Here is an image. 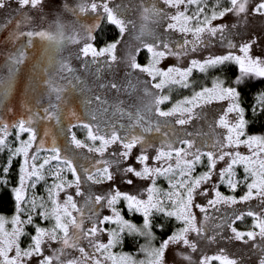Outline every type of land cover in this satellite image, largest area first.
<instances>
[{"label":"snow or ice","instance_id":"obj_1","mask_svg":"<svg viewBox=\"0 0 264 264\" xmlns=\"http://www.w3.org/2000/svg\"><path fill=\"white\" fill-rule=\"evenodd\" d=\"M41 0H17V11L31 6L37 7ZM163 7H157L154 0H141L140 23L136 30V40L138 45H129L122 57L126 61L128 74L131 75L136 70L146 73L150 79L137 81L133 84L131 80L125 88L134 89L137 84L142 83L144 102L136 106L135 112L121 107L122 101H117L113 111L129 117L130 123L125 126L116 123H102L99 117V110L91 109L86 112L84 118L79 117L74 111L69 114L73 117L76 125L86 129V136L90 143L77 138L75 132H68L70 143L77 148L88 149L89 153L101 154L100 159L89 157L91 163L88 167H82L78 163L76 155H70L66 150H62L57 145L55 139L50 145H46L45 136L38 138V129L34 125L37 119L50 120L55 118L60 122L59 103L46 105L43 109L45 115L40 117L38 112H33L30 108L28 114L20 115L14 121H9L0 117V151L7 149L8 156L6 163L2 167L3 175H0V182L8 183L7 174L12 164L13 158L22 156L19 163L18 183L12 188L15 196V212L11 217L0 215V264H168L166 250L174 245L182 243L191 249L198 247L197 239H190L189 234L195 233L197 238L204 237L208 241L217 238L216 228L223 229L233 217L240 219L244 212L239 215L232 213L219 217V222L213 226L211 235H208L211 213L207 209L216 210L220 204H235L236 201H248L256 197L264 201V135H248L244 129L247 124L245 118L246 109L240 103V91L238 87L226 85L217 77L211 87L204 86L176 101L171 107L164 109L160 105L163 101L170 100L169 95L156 90L163 89L165 85H182L188 87L190 84L189 75L193 68L202 71L210 66L221 65L227 61H235L239 65L240 75L235 77L236 84L247 76L264 77V55H253L252 48L257 40L256 36L245 39L238 44L239 54L236 50V42L227 39V51L223 54H209L204 59L192 57L187 67H180L177 64L169 65L167 68L159 67L160 61L169 55L177 58L188 54L190 50L203 46L206 42L203 34L208 33L210 37L219 34L221 41L226 40L229 28H237L241 18H246L249 11L254 14L264 15V0H228L226 6L221 5V0H215L209 4L207 0H162ZM8 0H0V8H8ZM74 12L91 11L96 14L95 22L86 26L83 37L77 30H73L67 36L69 41H81L82 47L79 49L80 55L85 58L82 67H87L88 63H98V58L103 57V64L112 67L121 57L117 56V51L122 43L123 37L131 24L133 29L136 25L133 21L125 18L124 12L119 5H112L110 0H80L73 6ZM227 14H233L237 21L233 24L212 23L218 18H224ZM107 21L116 25L119 29L117 38L107 41L103 46H98L94 30L99 28L101 21ZM165 21L163 28L166 31L179 30L184 34L183 42L175 44L158 34L153 24L158 21ZM20 20H16L19 25ZM58 24L56 32L45 28L17 31L16 36L27 35L28 44H32V37H40L49 41L55 40L58 43L66 39L63 25ZM192 34V39L188 34ZM191 46V49H189ZM141 50H146L148 55L147 63L138 61V54ZM91 54V60L88 57ZM25 56L23 51L10 57L15 64H19ZM61 69L69 75L74 72L68 60H62ZM9 71H12L10 68ZM77 80L80 77H76ZM42 84L48 86L49 93H56V100L62 99V86L54 82L52 78L42 80ZM111 87L119 90L120 85L115 81L110 82ZM9 83L5 82V91ZM104 87V85H101ZM257 102L251 106L255 112H264V92L257 94ZM95 101L103 104L101 96L96 95ZM227 99V108L218 116L216 121L227 130L224 139L211 145L213 150H208L205 143L197 146L195 136L186 133L187 138L175 137L169 139L164 133V138L160 146L155 148V155H149L145 150H141L135 157L140 161L142 167L137 169L132 164H127L122 169L119 168L121 161H127L134 145L142 144L148 147L146 133L160 132L162 125L159 117H170L178 114L180 118L175 120L176 124L184 125L198 115L196 111L198 105L210 103L213 100ZM91 104V100H86ZM7 111L12 112V108ZM234 112L236 119H228V113ZM151 114H159L156 120L151 119ZM74 126L69 123L70 130ZM137 126L139 132L136 130ZM14 130V137L17 141L15 147L9 141L10 133ZM27 133L25 139L21 138L22 133ZM244 139H241V136ZM99 141L98 144L95 142ZM34 144L35 151H30ZM246 144L250 150L249 154L240 151L226 152V145ZM117 147V151L111 153V158H104L108 147ZM179 145V146H177ZM43 150V151H42ZM207 157L206 171L193 175L197 165L202 163V157ZM175 157V163L172 158ZM228 157L224 167L216 169L217 161H223ZM167 158V162H164ZM39 159V163L37 160ZM151 159L156 164H149ZM55 161V170L46 173L45 166L50 168V161ZM116 165L118 170L125 175L127 182L132 183V178L128 173H133L135 177L147 178L151 181L142 189L146 192V197L133 194L129 191H122L115 184L111 189L103 194L91 191L93 184L101 181L113 179L112 166ZM243 166V176H238L235 166ZM214 170L219 177L212 182L209 187H203L205 181H210ZM66 171L70 172L72 179H68ZM50 174L53 179L45 184L47 196L35 193L38 182L45 180ZM163 176L168 180L169 189H164L156 183L157 177ZM226 183L228 187L235 191L239 185L246 186V191L242 195H225L220 191L218 185ZM82 184H89V192L84 193ZM75 185V195L69 189ZM63 191V200L60 193ZM84 194L83 203H79L77 196ZM214 193V195H213ZM197 194L208 197L206 202L199 203L195 199ZM123 198L127 205V210L133 213H142V224L137 225L130 219H126L116 206L117 201ZM107 205L111 209V214L101 213L100 209ZM195 209L203 214L198 217ZM162 215L166 218H174L179 226L173 228L171 233L155 244L157 229H163L164 224H155V215ZM248 215L253 217L252 227L247 230H240L235 226L231 227V232L240 240L247 237L249 240L257 236L260 242L254 243L252 247L259 250L258 264H264V211H254L248 209ZM41 221H52L48 226L37 222L36 217ZM11 223V230L6 228V224ZM87 222V223H86ZM105 222L111 224L115 222V227H105ZM33 227L34 231L29 232L28 227ZM100 233L107 234V240L99 238ZM126 233L137 234L144 237L145 242L140 244L137 252H143L141 259H136L132 253L126 251H112L115 246L122 244ZM27 237V243L24 242ZM227 238V237H226ZM87 241V245L83 241ZM52 242H57L59 247H52ZM75 249L79 255L65 258L66 251ZM180 257H186L191 264L192 257L187 252L179 251ZM212 256L202 255L199 257L200 264H209ZM215 259L222 261V264H242V258L225 253L220 249Z\"/></svg>","mask_w":264,"mask_h":264},{"label":"rangeland","instance_id":"obj_2","mask_svg":"<svg viewBox=\"0 0 264 264\" xmlns=\"http://www.w3.org/2000/svg\"><path fill=\"white\" fill-rule=\"evenodd\" d=\"M8 8H0V117L7 119L9 121H14L20 115H27L29 108L33 112H38L40 117H44L45 113L43 111L44 107L49 104L59 103V115L60 122L57 123L55 118L50 120L37 119L34 121L35 127L38 129V138L36 144L39 143V137L45 136V131H47V136H45L46 145H50L53 138L55 139L58 146L62 150H66L70 155H76L78 163L82 167H88L91 160L89 157H94L96 159L101 158L99 153H89L88 149L77 148L75 145L70 143L71 137L68 132H75L77 138L84 140L86 143H90L86 136V129L82 126L76 125L74 123L73 117L69 114L74 111L79 117L84 118L86 112L91 109L99 110V117L102 123L113 122L116 123L117 127L120 124L125 126L129 125L130 120L127 115H122L119 112L113 111V108L117 101H122L121 107L127 108L129 111L135 112L136 106L142 104L145 100L142 92L143 84L139 83L134 89L125 88V85L131 80L133 84L137 81H143L150 79L146 73H141L136 70L131 75L128 74V69L126 67V61L122 59L129 45L136 46L138 41L136 40V30L139 28L140 23V11H141V0H110L112 5H119L121 10L124 12L125 18L127 20L133 21L136 25V29H133L132 25L128 26L127 32L123 37L121 45L117 51V56L121 57L117 62L113 63L112 67H108L103 64V57L98 58V63L89 62L87 67H82L85 58L80 55L79 49L82 47L83 40L81 41H69L67 36L72 33L75 29L79 31L83 37L84 31L87 25L95 22L96 14L92 13L90 10L86 12H74L72 10L73 6L78 4L80 0H41L37 7L28 6L23 10L17 11V0H8ZM157 7H163L162 0H154ZM209 4L215 2V0H207ZM228 0H221V5L226 6ZM253 0H250V4ZM16 20H20L19 25L16 24ZM237 18L233 14H227L224 18H218L212 23H236ZM63 25L64 33L66 39L61 42L55 40L49 41L42 39L40 37H32V44H28L29 37L16 36L15 33L27 32L32 29L45 28L49 31L56 32L58 29V24ZM104 22H109L104 18L101 21L100 26ZM165 21L161 20L153 24L158 34H162L164 38L172 43L173 49L175 50V44L177 42L182 43L184 39V34L179 32V30H169L166 31L163 28V23ZM98 29V28H97ZM95 29V30H97ZM94 30V34H95ZM256 36L257 40L254 42L252 48L253 55H264V15L254 14L249 11L246 18H241V21L237 28H229L226 35V40L221 41L219 39V34L216 37H210L208 33H204L205 43L203 46H198L194 50H190L187 55L177 58L176 56L169 55L164 57L159 64V67L167 68L169 65L177 64L180 67H187L193 56L199 59H204L209 54L217 55L223 54L224 51L229 50L227 46V39L230 38L236 42V50L239 54L238 44L245 39ZM188 38L192 39V34H188ZM191 49V46H189ZM19 51H23L25 56L19 64H15L14 61L10 59L11 56L17 55ZM142 51V50H141ZM146 51V50H145ZM147 53V51H146ZM140 54V53H139ZM140 63L148 62L147 59L141 61ZM68 60L72 67L75 69L78 75L76 77H81L84 80V87L78 84L74 79L75 84L71 81V75L66 71L61 69L60 64L62 60ZM91 60V54L88 57ZM210 66L209 68H211ZM10 68L12 71H9ZM208 68V69H209ZM207 69V70H208ZM207 70H200L198 68H193L189 75L190 84L188 87H183L182 85H165L163 89L156 90L158 93L163 92L169 95L170 100L163 101L161 107L167 109L172 106L179 99H174L173 92L179 89H189L190 85L193 83V75L195 72H206ZM52 78L56 84L62 86V99L57 102L56 93H49L48 86L42 84L43 79ZM217 77L213 78L215 80ZM205 78H202L204 81ZM221 79V78H220ZM115 81L120 85L119 90L111 87L110 82ZM5 82L9 83L7 91H5ZM213 84V83H212ZM211 85H205L211 87ZM226 84V83H225ZM104 85V87H101ZM229 85V84H226ZM204 87V86H203ZM199 90V89H198ZM264 92V91H262ZM193 93V92H192ZM186 95L190 96L192 95ZM96 95L101 96L102 100L107 101L106 103H99L95 101L94 97ZM258 98V97H257ZM86 100H91L92 103H86ZM257 102V100H256ZM228 101L225 100H213L210 103H205L198 105L196 111L198 115L194 116L191 121H187L184 125H179L175 123V120L180 118L178 114L164 118L159 117V114H151V119L156 120L159 117L160 124L162 125L160 132L146 133L148 140V147L137 144L133 146V149L129 155L127 161H121L119 168L122 169L127 164H132L133 167L140 169L142 164L137 161L135 157L139 155L140 151L143 149L149 153V155H155L154 149L160 146L161 140L164 138V133L168 134L169 139H174L175 137L187 138L186 133H192L195 136L197 146L202 144H207L209 146L208 150H213L211 145L219 140L224 139V133L227 131L223 125L218 124V116L223 113L224 109L227 108ZM8 108H12L13 111H7ZM234 112L228 113V119L234 121L236 119ZM73 123L72 129H68L67 125ZM139 132L137 126L136 129ZM244 131L248 135L262 136V134H249L246 130V125ZM27 133H22L21 138L25 139ZM245 137L242 135L241 139ZM9 141L13 148L15 147L17 141L14 137V130L10 133ZM96 144L99 141L95 142ZM35 144L30 151H35ZM179 146V145H177ZM117 147L110 145L105 153L104 158H111V153L117 151ZM43 151V150H42ZM224 151L235 152L240 151L244 154H249L250 150L246 144L236 145H226ZM22 159V156H21ZM229 158L225 157L223 161H217L216 169L224 167ZM39 159L37 163H39ZM164 162H167V158H164ZM172 163H175V157L172 158ZM55 161H50L51 168L46 165L44 171L50 173V171L55 170ZM149 164H156V161L149 159L147 161ZM207 157H202V163L197 165L193 175L199 174L202 171H206ZM238 176H243V166H235ZM113 179L111 181L104 180L99 184H93L91 186V191L97 194H103L109 191L113 184L119 187L122 191H129L133 194H139L146 197L147 193L142 192L148 183H151L147 178L135 177L133 173H128L127 176L132 178V183H128L125 175H123L117 168L116 165L112 166ZM68 179H72L70 172L66 171ZM53 177L48 174L45 180L38 182L36 189L34 190L38 195L47 196L45 189V184L50 183ZM219 177L216 175L214 170L213 176L210 181H205L202 185L203 187H209L210 184ZM156 183L159 187L164 189H169L168 180L166 177H157ZM81 187L84 193L89 192V184H82ZM221 192L225 195H236L238 190H241L243 194L246 191V186L239 185L238 188L233 191L226 183H220L218 185ZM69 191L73 192L75 195V185H73ZM214 195V193H213ZM64 193H60V199L63 200ZM239 196V195H237ZM205 195L197 194L195 199L199 203L206 202ZM79 203H83L84 194L76 197ZM117 207L120 208L121 213L123 208L127 205L123 198L117 201ZM251 208L254 211H264V201L253 197L248 201H236L235 204H220L216 206V210L212 208L207 209L211 213V219L209 224L208 235L212 234L213 226L219 222L220 216H225L228 219V215L236 213L239 215L240 212H244V216L240 219H235L234 217L229 220L227 225L223 226V229L216 228L217 238L213 241H208L204 237L197 238L195 233H190V239H197L198 247L196 249H191L184 246L182 243L174 244L166 250L168 264H189L186 257H180L178 255L179 251L187 252L189 256L192 257L191 264H200L199 257L202 255L212 256L213 259L209 264H222V261L215 259L216 254L219 253L220 249H224L225 253L242 258V264H258L259 250L254 249L252 245L254 243L260 242L261 238L257 236L253 240H249L245 237L244 240H240L234 236L231 232V227L235 226L240 230H247L252 227L253 217L248 215V209ZM101 213L111 214V209L105 204L101 209ZM128 211V210H127ZM198 217L202 218L203 214L199 209H195ZM130 215L135 214L129 212ZM14 213L10 215H4L5 217H11ZM142 215L143 214L136 213ZM228 214V215H226ZM125 216V215H124ZM162 215H155L154 222L159 220ZM250 218V221H245V218ZM126 219H130L133 223L140 225L141 222H136L131 218L125 216ZM37 222H40V218L37 216L35 218ZM242 222V225L239 223ZM42 224L48 226L52 221H41ZM87 223V222H86ZM105 227H115V222L109 224L105 222ZM6 228L11 230V223L6 224ZM154 230V229H153ZM99 238L102 240H107L106 233L98 234ZM227 237V238H226ZM27 237H24V242L27 243ZM131 242V245L136 246V252L132 253L124 247L127 245V241ZM145 242L144 237L137 234L126 233L123 237L122 244L115 246L112 251L120 252L126 251L132 253L136 259H141L144 256L143 252H137L140 244ZM87 245V241H83ZM155 244L156 240L154 241ZM52 247H59L57 242H52ZM73 255H79L78 251L75 249H69L66 251L65 258H71ZM105 264H110L109 261H105Z\"/></svg>","mask_w":264,"mask_h":264},{"label":"trees","instance_id":"obj_3","mask_svg":"<svg viewBox=\"0 0 264 264\" xmlns=\"http://www.w3.org/2000/svg\"><path fill=\"white\" fill-rule=\"evenodd\" d=\"M96 41L98 46H103L109 40L115 39L119 35V29L116 25L111 22H104L97 30H95ZM139 59L144 61L147 59V53L142 50L139 54ZM240 75L239 65L235 61H227L221 65H215L204 72H195L193 75V83L190 85L189 89H179L173 92L174 99L182 98L192 92L198 90L205 85H211L213 83V78L219 77L226 84L238 87L240 91V103L246 109L245 118L247 120L246 130L249 134H262L264 135V112H253L251 106L256 103L257 94L264 91V77L252 75L247 76L239 85L236 84L235 77ZM202 78H205L204 81ZM8 156L7 149L0 151V166L6 163ZM21 156L13 158L12 164L9 168V173L7 174L8 183L5 184L0 182V215H10L15 212V196L12 192V188L18 183L19 176V163L21 161ZM0 175H3L2 167H0ZM241 190H238L235 194L240 195ZM122 212L128 218L133 219L136 222L142 221V215L132 214L130 215L126 208H123ZM245 221H250V218H245ZM41 223V221H40ZM155 224H164L163 229H157L154 227L156 232V243L158 244L161 239L165 238L171 233L174 227L179 226L178 222L174 218L160 217L159 220L154 222ZM242 225V222L239 223ZM28 231H34L33 227L29 226ZM136 246L131 245L128 240L127 245L124 249L135 253ZM217 264V263H215Z\"/></svg>","mask_w":264,"mask_h":264},{"label":"flooded vegetation","instance_id":"obj_4","mask_svg":"<svg viewBox=\"0 0 264 264\" xmlns=\"http://www.w3.org/2000/svg\"><path fill=\"white\" fill-rule=\"evenodd\" d=\"M74 69V68H73ZM75 70V69H74ZM76 75H78V73L75 71V72H73L72 74H71V81H72V83L73 84H75V82H74V80L78 83V84H80V85H82L83 87H84V80L80 77V79L79 80H77L76 79ZM74 79V80H73Z\"/></svg>","mask_w":264,"mask_h":264}]
</instances>
